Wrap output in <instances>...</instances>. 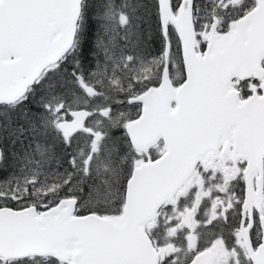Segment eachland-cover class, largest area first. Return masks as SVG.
<instances>
[{
	"label": "snow or ice",
	"instance_id": "1",
	"mask_svg": "<svg viewBox=\"0 0 264 264\" xmlns=\"http://www.w3.org/2000/svg\"><path fill=\"white\" fill-rule=\"evenodd\" d=\"M0 264H264V0H0Z\"/></svg>",
	"mask_w": 264,
	"mask_h": 264
}]
</instances>
